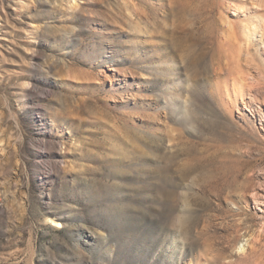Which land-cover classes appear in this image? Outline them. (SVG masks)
<instances>
[{"label": "rangeland", "instance_id": "rangeland-1", "mask_svg": "<svg viewBox=\"0 0 264 264\" xmlns=\"http://www.w3.org/2000/svg\"><path fill=\"white\" fill-rule=\"evenodd\" d=\"M0 264H264V0H0Z\"/></svg>", "mask_w": 264, "mask_h": 264}, {"label": "bare ground", "instance_id": "bare-ground-1", "mask_svg": "<svg viewBox=\"0 0 264 264\" xmlns=\"http://www.w3.org/2000/svg\"><path fill=\"white\" fill-rule=\"evenodd\" d=\"M219 56V55H218ZM262 204V203H261Z\"/></svg>", "mask_w": 264, "mask_h": 264}]
</instances>
